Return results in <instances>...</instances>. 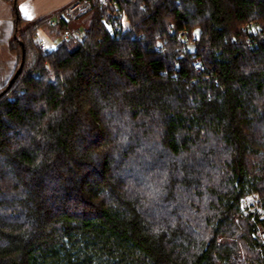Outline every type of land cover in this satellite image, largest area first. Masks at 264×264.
Here are the masks:
<instances>
[{
	"label": "trees",
	"instance_id": "16d2710c",
	"mask_svg": "<svg viewBox=\"0 0 264 264\" xmlns=\"http://www.w3.org/2000/svg\"><path fill=\"white\" fill-rule=\"evenodd\" d=\"M20 1L0 264H264V0H91L69 38Z\"/></svg>",
	"mask_w": 264,
	"mask_h": 264
},
{
	"label": "crops",
	"instance_id": "0c3cea01",
	"mask_svg": "<svg viewBox=\"0 0 264 264\" xmlns=\"http://www.w3.org/2000/svg\"><path fill=\"white\" fill-rule=\"evenodd\" d=\"M11 1L0 0V87L11 77L17 64V56L9 48L15 21ZM71 1L73 0H21L18 3V12L23 19L34 21L49 17L54 12H61ZM67 28L82 32L79 27L68 25ZM43 41L48 43L46 40ZM51 44L56 45V42Z\"/></svg>",
	"mask_w": 264,
	"mask_h": 264
},
{
	"label": "built area",
	"instance_id": "2783aa9c",
	"mask_svg": "<svg viewBox=\"0 0 264 264\" xmlns=\"http://www.w3.org/2000/svg\"><path fill=\"white\" fill-rule=\"evenodd\" d=\"M91 0H73L67 4L61 12H54L48 17V21L51 25L57 24L61 19L66 18L68 21H77L81 17L89 15L92 10ZM255 23L249 21L246 23V28H254ZM79 30H70L66 28L63 31V37L68 38L69 36L79 35ZM249 41V40H248ZM40 47L44 53H48L55 49V44H48L45 41H40ZM194 68L196 71H204V66L199 58L194 60Z\"/></svg>",
	"mask_w": 264,
	"mask_h": 264
},
{
	"label": "rangeland",
	"instance_id": "374dc122",
	"mask_svg": "<svg viewBox=\"0 0 264 264\" xmlns=\"http://www.w3.org/2000/svg\"><path fill=\"white\" fill-rule=\"evenodd\" d=\"M89 15L83 16L77 21H69L68 25L72 27L74 26L79 27V29L83 32V30L87 27V20L89 18ZM195 33H199V32L195 31ZM36 39L37 40L43 39V40H46L48 44H51V42H56V43L60 42L61 37H59L56 40H52L51 37L47 34L46 30L41 29L40 31L37 32ZM260 204L261 203H260L259 194L256 191H253V192L247 193L240 199L239 204H238L239 205L238 210L240 211V213L242 214L241 216L243 217H247L248 214L251 213V214H259V217L261 219H264V209L261 207ZM249 220L251 222H254L252 219H249ZM256 229H257V235L262 236V239L260 241L264 243L263 241L264 240V226L257 225ZM257 250H259V247ZM263 258H264V255H263ZM257 262L259 263L258 259L255 261L254 264H257Z\"/></svg>",
	"mask_w": 264,
	"mask_h": 264
},
{
	"label": "water",
	"instance_id": "95a60500",
	"mask_svg": "<svg viewBox=\"0 0 264 264\" xmlns=\"http://www.w3.org/2000/svg\"><path fill=\"white\" fill-rule=\"evenodd\" d=\"M63 19H64L65 22H68V20L66 18L63 17ZM196 31L199 32V30H196ZM22 66H23V63L21 62L19 64V67L14 72L13 76L11 77V79H10L9 83L7 84L6 88H9L11 86V84L14 82V80L18 77V75L20 74V72L22 70Z\"/></svg>",
	"mask_w": 264,
	"mask_h": 264
}]
</instances>
